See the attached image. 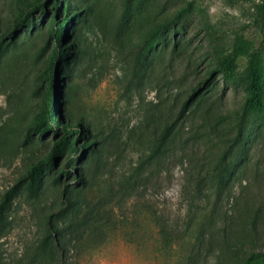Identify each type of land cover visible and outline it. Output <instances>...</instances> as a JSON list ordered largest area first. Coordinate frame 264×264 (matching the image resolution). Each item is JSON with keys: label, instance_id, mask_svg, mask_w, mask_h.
Instances as JSON below:
<instances>
[{"label": "rangeland", "instance_id": "374dc122", "mask_svg": "<svg viewBox=\"0 0 264 264\" xmlns=\"http://www.w3.org/2000/svg\"><path fill=\"white\" fill-rule=\"evenodd\" d=\"M71 1L82 7V17L70 23L79 51L58 68L54 93L63 122L79 123L90 144H77L79 151L68 155L70 175L55 184L49 174L38 198L22 190L14 197L2 261L31 257L45 232L44 211L63 217V234L57 249L38 255L39 264H244L250 253H264V111L250 112L238 135L245 98L239 80L253 50L264 77L258 9L264 0ZM17 5L26 11L16 0H0V39L23 16ZM166 17L168 30L146 37L143 30ZM52 18L48 5L0 58V77L18 96L9 114L22 128L39 110L30 91L49 81L43 68L52 43L38 54ZM240 43L246 54L232 83L217 68ZM193 88L194 105L178 118ZM173 121L167 152L152 155L156 137ZM63 128L58 123L46 136H28L24 163L47 157ZM220 163L222 177L214 171ZM22 166L17 160L0 167V198ZM204 222L211 244L199 248ZM250 264H264V257Z\"/></svg>", "mask_w": 264, "mask_h": 264}, {"label": "trees", "instance_id": "16d2710c", "mask_svg": "<svg viewBox=\"0 0 264 264\" xmlns=\"http://www.w3.org/2000/svg\"><path fill=\"white\" fill-rule=\"evenodd\" d=\"M21 7L26 8L23 11L17 5L18 12L23 16L18 15L14 17L10 28L8 29L5 38L0 39V58L2 54L11 46L17 37V33L25 27L29 21H33L34 15L44 14L48 5L52 9L53 18L51 21L50 30L47 33V44L41 46L38 54L40 57L45 52L49 43L52 47L48 54L47 63L43 68V75L48 76V84L42 86L41 83H36L34 88L29 93V99L33 103L39 101L37 104L39 110L33 114V118L27 127L22 128V125L17 124L10 117V111L15 108V102L18 98L16 90L11 87H6L0 77V96L4 98V106L0 104V167L11 166L17 160L23 162L21 175L18 177L17 182L10 186L0 198V241L6 237L11 231L12 227V209L14 197L22 190L27 196L38 198L45 188L46 179L49 174H52V179L55 184H58L63 174H68L72 165L69 163L68 155L70 153L78 152L77 144L82 142V145L88 146L90 141L87 134L83 131L79 123L68 122L64 123L63 118L59 112L58 102L60 101V93H54V79L59 75L58 68L64 64V60L72 54H77L78 42L70 39L72 37V26L70 23L76 16L78 19L82 17V7H79L71 0H61L64 3L61 9L58 2L51 0H16ZM129 1V0H127ZM259 15L264 20V5L258 7ZM64 15L61 17V13ZM58 16L60 18H58ZM171 19L165 18L162 22H152L145 32L146 37L149 39L164 33L171 25ZM69 25V26H68ZM69 28V29H67ZM68 30V31H67ZM69 39L68 42L66 40ZM246 54L244 44L240 43L235 45L232 50L227 53L219 62L217 70L221 73L222 77L230 82H234L235 73L238 68V61L240 57ZM262 74V59L258 50H253L248 54V59L244 71L240 77L239 83L245 94L243 107L241 111L240 120L238 122V135L241 134L242 125L246 116L252 111H264V77ZM237 83V82H235ZM198 93V89H192L187 98L182 102L178 118L185 117L194 105V99ZM58 123L63 125V134L55 132L57 138L51 143V147L47 157L43 160L36 162H25L24 153L26 150L27 138L32 134H39L46 136L51 132L50 127L56 128ZM175 121L165 124L159 135L156 137L152 146V155L156 157L164 155L169 144L172 141L174 134ZM81 132V136H76V133ZM82 147V146H80ZM64 157L66 160L63 164L56 169L59 159ZM226 165H218V169L214 171L219 177V173L225 170ZM219 171V172H218ZM230 175H233L231 172ZM45 232L42 235L39 243L34 247L35 251L28 260L25 259L23 264H39L37 262L38 255L46 253L53 249H57L58 243L61 240L63 230L59 227L60 219L63 218L59 213H51L49 211L42 212ZM72 217V216H71ZM211 228V225L204 222L201 229L199 228L198 234L195 238L194 246L201 248L207 244H211V240L207 238L206 233ZM0 264H5L1 259ZM264 257V253H250L244 264H250Z\"/></svg>", "mask_w": 264, "mask_h": 264}]
</instances>
